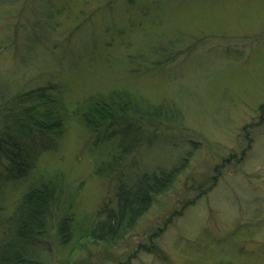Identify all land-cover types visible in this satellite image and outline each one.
I'll list each match as a JSON object with an SVG mask.
<instances>
[{
    "label": "rangeland",
    "instance_id": "rangeland-1",
    "mask_svg": "<svg viewBox=\"0 0 264 264\" xmlns=\"http://www.w3.org/2000/svg\"><path fill=\"white\" fill-rule=\"evenodd\" d=\"M109 1L116 5L113 13L102 10ZM126 1L0 0V83L2 78L6 85L18 79L44 82L58 75L49 66L63 70L70 107L90 95L127 89L146 105L163 103L176 111L166 110L175 127L128 157L122 170L128 187L143 172L183 168L134 232L112 245L84 240L70 254L78 238L73 235L65 250L49 227L46 248L51 250L45 261L264 264V119L259 111L264 104V0ZM36 20L46 24L50 38L42 25L39 34L30 35ZM109 26L122 37L108 33ZM167 45L173 48L165 66L140 77L131 73L129 54L147 56L150 47ZM47 55L55 56L48 61ZM251 123L262 124L248 132V142L243 127ZM69 127L57 152L44 155L38 170L65 175L76 196L75 216L84 217L90 228L103 219L97 213L113 202L110 197L121 182L117 176L92 175L96 153L90 139L76 122ZM140 244L160 250L167 261L154 251L139 252Z\"/></svg>",
    "mask_w": 264,
    "mask_h": 264
},
{
    "label": "trees",
    "instance_id": "trees-1",
    "mask_svg": "<svg viewBox=\"0 0 264 264\" xmlns=\"http://www.w3.org/2000/svg\"><path fill=\"white\" fill-rule=\"evenodd\" d=\"M113 2L109 1L102 10L113 13L116 6ZM40 23L36 20L31 25L30 35L39 34L42 25L44 36L50 38L46 24ZM20 26L21 29L22 22ZM113 28L109 26L106 31L122 37L123 33ZM110 40L113 44L114 37ZM111 41L106 45L109 46ZM172 48L168 45L150 47L147 56L144 53L129 54L131 73L140 77L144 73L158 71L171 59L169 53H172ZM187 49L177 50L176 54L180 55ZM51 56L55 55L45 58L49 61ZM155 56L160 58L155 61ZM45 68L58 75H51L49 77H55L44 82L18 79L6 85L2 78L0 83V207L7 205L12 210L7 213L4 207L0 208V264H48L45 257L51 250L46 248L49 227L55 228V237L61 241L58 246L65 250L71 246L73 235L78 238L77 246L70 247V254L73 248H81L80 242L84 240L106 245L122 241L134 232L139 219L153 205L155 198L167 192L183 170L176 166L159 172H143L126 187L122 182L126 177L125 172L122 173L126 159L153 142L164 129L174 128V123L170 122L172 117H167L166 110L172 109L175 114L176 111L168 104L148 101L146 105L145 99L127 89L90 95L70 107L66 103V88L61 84L63 70ZM259 111L262 112L261 119H264V104ZM73 122L85 132L96 153L92 175L104 180L117 176L121 182L114 197H110L114 204L111 201L104 203L96 217L103 219L90 228L86 227L84 217L77 219L75 216L76 196L69 192L65 175L58 171L38 170L44 155L57 152L60 141ZM261 124L251 123L243 127L248 142L251 129ZM102 147H107V150H102ZM242 152L244 155L245 151ZM219 173L212 178L214 183ZM192 203L194 200L184 201L180 210H174L171 217ZM152 249V245L140 244L137 250L151 252ZM154 253L162 261H167L160 250Z\"/></svg>",
    "mask_w": 264,
    "mask_h": 264
}]
</instances>
